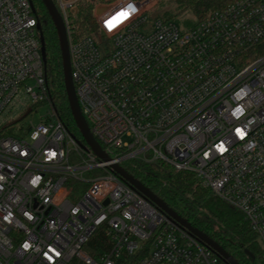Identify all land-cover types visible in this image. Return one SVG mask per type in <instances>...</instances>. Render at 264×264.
I'll return each instance as SVG.
<instances>
[{
  "label": "built area",
  "instance_id": "1",
  "mask_svg": "<svg viewBox=\"0 0 264 264\" xmlns=\"http://www.w3.org/2000/svg\"><path fill=\"white\" fill-rule=\"evenodd\" d=\"M52 1L107 159L59 117L33 1L0 0V264H224L114 171L128 160L193 174L243 215L264 264V0L192 25L158 10L168 0ZM38 106L46 116L20 124Z\"/></svg>",
  "mask_w": 264,
  "mask_h": 264
},
{
  "label": "trees",
  "instance_id": "2",
  "mask_svg": "<svg viewBox=\"0 0 264 264\" xmlns=\"http://www.w3.org/2000/svg\"><path fill=\"white\" fill-rule=\"evenodd\" d=\"M32 1L44 38L46 52L44 68L51 87L53 104L68 130L83 142L67 100L62 54L55 26L43 2ZM233 1L235 0H174L178 13L189 12L192 16V21L186 22V25L202 20L212 11L221 9ZM90 16L89 7L80 11L81 21L75 22V28L80 32H86V23ZM167 17L177 20L171 13H167ZM122 166L170 208L219 243L240 264H263L259 258L260 250L255 235L243 215L204 188L193 174L176 172L162 162L128 160ZM248 253L253 257L251 258Z\"/></svg>",
  "mask_w": 264,
  "mask_h": 264
},
{
  "label": "water",
  "instance_id": "3",
  "mask_svg": "<svg viewBox=\"0 0 264 264\" xmlns=\"http://www.w3.org/2000/svg\"><path fill=\"white\" fill-rule=\"evenodd\" d=\"M50 15L53 24L55 26L57 37L59 41V46L62 54L63 61V71H64V82L65 89L67 94V100L69 107L73 116V119L76 123V126L83 138L87 147L92 150L96 155L102 159H107V155L102 150L100 144L92 136L88 124L81 113L78 100L75 93L74 83L71 75V66H70V56L68 50V41L66 29L62 20V17L58 10L56 9L52 0H41ZM101 11V8L98 9ZM40 29V25L38 26ZM40 44H41V55L45 63L46 61V52L44 38L40 32ZM114 171L126 182L130 187L142 194L147 200L152 202L158 209L164 212L171 220L185 229L190 235L195 237L201 243L210 248L213 253L225 264H240L236 259H234L219 243L213 240L206 233L200 229L194 227L186 218L182 217L175 210L170 208L161 198H159L155 193H153L148 187L142 184L139 180L133 177L128 173L121 165H114ZM252 258V254L248 253Z\"/></svg>",
  "mask_w": 264,
  "mask_h": 264
},
{
  "label": "rangeland",
  "instance_id": "4",
  "mask_svg": "<svg viewBox=\"0 0 264 264\" xmlns=\"http://www.w3.org/2000/svg\"><path fill=\"white\" fill-rule=\"evenodd\" d=\"M158 10L164 11V12L168 11L172 15H175L179 22H188V21L191 22L192 21V16L189 12L178 13L176 11V4L174 0H168V1L162 2L160 6L158 7ZM21 112H22V108L19 106L13 111V116H18ZM47 112H48L47 106H38L36 108V111H33L32 113H30L26 118L22 120V122H20V124L26 125L30 121L33 123H37L40 121L41 118L46 116Z\"/></svg>",
  "mask_w": 264,
  "mask_h": 264
},
{
  "label": "snow or ice",
  "instance_id": "5",
  "mask_svg": "<svg viewBox=\"0 0 264 264\" xmlns=\"http://www.w3.org/2000/svg\"><path fill=\"white\" fill-rule=\"evenodd\" d=\"M129 8L131 9V11H121L119 13H117V16L116 17H113L112 20L106 22L107 23V26L109 27V30H111L112 28L116 27L118 23H121L123 22V20H126L129 18V16L131 15V12L132 11H135L134 8H132V6L130 5ZM236 132L237 134H239L241 137H243L244 135V132L241 130V129H236ZM218 150L223 152L225 149H224V146L221 144V145H218ZM51 155H55V153H52ZM36 181L34 180L33 183H35ZM27 247V245H25Z\"/></svg>",
  "mask_w": 264,
  "mask_h": 264
},
{
  "label": "clouds",
  "instance_id": "6",
  "mask_svg": "<svg viewBox=\"0 0 264 264\" xmlns=\"http://www.w3.org/2000/svg\"><path fill=\"white\" fill-rule=\"evenodd\" d=\"M236 114L240 115L241 114V109H237Z\"/></svg>",
  "mask_w": 264,
  "mask_h": 264
}]
</instances>
